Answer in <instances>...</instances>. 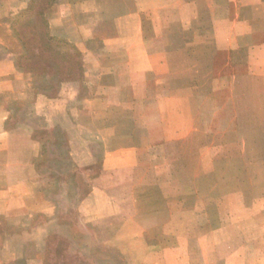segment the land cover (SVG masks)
I'll return each mask as SVG.
<instances>
[{"label":"crops","instance_id":"obj_1","mask_svg":"<svg viewBox=\"0 0 264 264\" xmlns=\"http://www.w3.org/2000/svg\"><path fill=\"white\" fill-rule=\"evenodd\" d=\"M31 1L0 0V264L11 232H30L36 216L46 220L57 209L39 169L44 141L19 117L27 107L90 114L80 128L103 144L93 200L105 191L103 177L118 169L142 176L143 211L124 222L132 226L120 247L126 256L140 242L152 264H264V181L246 200L239 182L230 188L201 163L227 143L225 169L231 159H261L264 0H51L43 11L47 32L74 48L80 66L76 82L63 78L55 97L16 65L26 51L13 22ZM201 204L232 226L218 221L213 232L174 231L171 245L144 246L147 226L179 225L182 210L189 214L183 223H211L197 217ZM247 223L253 232L237 227ZM112 240L117 248L116 232Z\"/></svg>","mask_w":264,"mask_h":264},{"label":"rangeland","instance_id":"obj_2","mask_svg":"<svg viewBox=\"0 0 264 264\" xmlns=\"http://www.w3.org/2000/svg\"><path fill=\"white\" fill-rule=\"evenodd\" d=\"M45 3V1L41 2V4ZM39 4L33 9V16L41 11L42 7ZM58 50L66 53L67 61L78 62L79 57L74 50L70 48L65 50L59 48ZM33 63L35 67V62ZM60 69L61 71L57 73L55 68L49 67L47 77L46 74L43 76L38 74L40 71L35 68L41 91H48L55 97L61 86L59 82L65 78L61 72L66 68ZM71 70L72 73L68 75L70 81L67 82H76V71L74 68ZM29 109L27 107L19 117L22 121L34 124L36 126L35 137L44 141V159L39 169L46 185L50 187L48 193L56 201L57 209L54 210L51 218L46 220L43 216H36L34 223L30 225L32 228L30 232L27 230V232L13 231L6 240L2 241L5 249V263L152 264L149 262V257L143 258L144 251L140 242L131 244L133 254L130 257L120 250V247L124 249L126 246L125 233H128L130 228L132 229V226L124 224L126 218L131 215L139 218V212L143 211L142 206L140 207L142 205V176L129 174V171L125 172V169H118L114 176L103 177L101 187L105 191L93 200L92 186L94 181L96 182L98 172L102 169L103 144H98V140L88 134L86 129L80 128V121H88L90 114L88 112L80 114V111H41L36 114ZM261 133L263 134V131ZM227 144L228 148H231V144ZM222 147L227 150L229 156L231 151L226 146ZM224 149L222 153L220 145H216L213 153H216L217 158L213 159L214 161L202 160L201 163H210L215 174H218L215 177L222 181V184L227 183L232 188L233 183L239 182L247 200L248 195L252 193L253 184L257 185L261 180L264 181V142L257 150L261 154V159L256 160L255 163L248 160L231 159L227 169H225L226 166L224 167V160L220 158L221 155L225 156ZM197 161L200 163V160ZM185 162L188 163V161ZM188 166L193 167L192 164ZM221 172L224 173L223 176ZM144 180H147L146 176ZM182 185H186V182H182ZM261 186L263 189V183ZM204 203L205 201H202L203 205ZM229 203L232 204L231 200ZM203 205L196 209L197 217L210 216L211 223H183L184 217L187 220L189 214H184L182 210L179 216L175 217L180 220L179 225H173V223L154 227L145 225L148 229L145 233L144 246L147 247L148 244L154 245L155 248L163 244L169 246L173 241L169 240L171 236L168 234L174 231L175 233L193 232L197 235L201 232L209 233L211 228L213 230L219 225L218 221H223V227L232 226L228 220L224 219V214L220 211L219 215L216 214L215 207L204 208ZM262 212L263 215H259L258 219L264 218V210ZM237 227L239 229L244 227L247 232L254 231L253 225L248 223ZM228 231L233 232L232 229ZM115 232L118 234L117 248L113 246L112 240ZM193 241L196 243L198 240ZM201 242L204 240L200 241L199 245ZM195 246L198 247V245ZM261 248L263 252L258 259L264 260V241L261 243ZM163 259L167 258L160 256V260ZM199 260L197 256L196 261L199 262Z\"/></svg>","mask_w":264,"mask_h":264},{"label":"trees","instance_id":"obj_3","mask_svg":"<svg viewBox=\"0 0 264 264\" xmlns=\"http://www.w3.org/2000/svg\"><path fill=\"white\" fill-rule=\"evenodd\" d=\"M43 1L32 0L23 15L13 22V31L26 51L24 56L17 59L16 65L26 72L35 74H37L35 72V68H37L40 71L38 74L42 76L44 74L47 75L49 67L55 68L57 73L61 71L60 68L64 67L66 70L61 73L67 78V81H70L68 75L72 73L71 68L75 69L77 76L80 74L79 60L77 59L78 62L67 61L68 58H65L67 57L65 56L66 53H61L58 49L65 50L70 48L74 50V48L66 41L58 40L48 34L43 11L50 6L51 0L41 4ZM38 4L42 9L36 13V16H33V9L35 6L38 7ZM20 21L23 22L20 23ZM33 61L35 62V67Z\"/></svg>","mask_w":264,"mask_h":264}]
</instances>
